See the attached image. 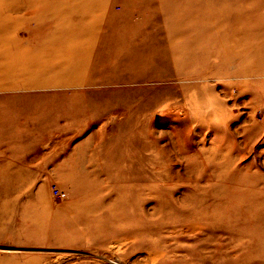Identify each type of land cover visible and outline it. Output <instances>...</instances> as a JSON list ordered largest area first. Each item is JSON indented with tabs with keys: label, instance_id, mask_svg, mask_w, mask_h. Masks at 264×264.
<instances>
[{
	"label": "rangeland",
	"instance_id": "1",
	"mask_svg": "<svg viewBox=\"0 0 264 264\" xmlns=\"http://www.w3.org/2000/svg\"><path fill=\"white\" fill-rule=\"evenodd\" d=\"M0 264H264V0H0Z\"/></svg>",
	"mask_w": 264,
	"mask_h": 264
},
{
	"label": "crops",
	"instance_id": "2",
	"mask_svg": "<svg viewBox=\"0 0 264 264\" xmlns=\"http://www.w3.org/2000/svg\"><path fill=\"white\" fill-rule=\"evenodd\" d=\"M93 47V46H92ZM86 49V50H94L95 48H88V47H85L83 46V49ZM75 68V67H73ZM89 73H90V67L89 66H86V68H80L79 70H77V73L76 74H73L72 76H69L67 74V76H65V73H64V76L55 81H59L60 83L64 82L63 84H67V83H73V82H78V80H81L83 83H93V81L95 80H92L90 77H89ZM88 74V75H87ZM78 79V80H77ZM46 81V80H45ZM44 82V81H43ZM81 82V83H82ZM84 95H86V92L84 91L83 92ZM81 95H82V92H81ZM64 162V164H62ZM67 163V160L65 161V156L62 158V160H58L57 161V164L58 166H55V167H50L49 170H47V168H43V171H46V172H43V175L42 177H45V176H50V174L53 172V170L55 171V173H65V172H72V171H69V167L67 165L69 164H66ZM52 168V170H51ZM30 168H27V171L29 170ZM46 169V170H44ZM28 173V172H27ZM28 176V174H26ZM38 175V174H37ZM32 176V175H31ZM39 176V175H38Z\"/></svg>",
	"mask_w": 264,
	"mask_h": 264
},
{
	"label": "built area",
	"instance_id": "3",
	"mask_svg": "<svg viewBox=\"0 0 264 264\" xmlns=\"http://www.w3.org/2000/svg\"><path fill=\"white\" fill-rule=\"evenodd\" d=\"M52 192L55 196H58V197L65 196V192L61 190L60 188H58L57 186L52 187Z\"/></svg>",
	"mask_w": 264,
	"mask_h": 264
}]
</instances>
